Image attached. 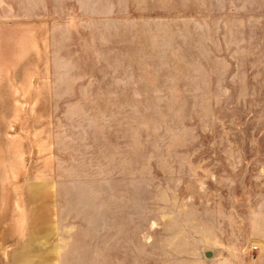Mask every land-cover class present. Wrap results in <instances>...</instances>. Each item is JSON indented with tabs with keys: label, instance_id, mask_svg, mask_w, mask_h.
Wrapping results in <instances>:
<instances>
[{
	"label": "rangeland",
	"instance_id": "374dc122",
	"mask_svg": "<svg viewBox=\"0 0 264 264\" xmlns=\"http://www.w3.org/2000/svg\"><path fill=\"white\" fill-rule=\"evenodd\" d=\"M2 177L56 264H264V0H0Z\"/></svg>",
	"mask_w": 264,
	"mask_h": 264
},
{
	"label": "crops",
	"instance_id": "0c3cea01",
	"mask_svg": "<svg viewBox=\"0 0 264 264\" xmlns=\"http://www.w3.org/2000/svg\"><path fill=\"white\" fill-rule=\"evenodd\" d=\"M9 185L13 204L9 210H0V264H56V247L51 246L57 230L50 180L14 183L0 179L1 190Z\"/></svg>",
	"mask_w": 264,
	"mask_h": 264
},
{
	"label": "water",
	"instance_id": "95a60500",
	"mask_svg": "<svg viewBox=\"0 0 264 264\" xmlns=\"http://www.w3.org/2000/svg\"><path fill=\"white\" fill-rule=\"evenodd\" d=\"M210 255H211L210 252H206V253H205V256H206V257H209Z\"/></svg>",
	"mask_w": 264,
	"mask_h": 264
}]
</instances>
